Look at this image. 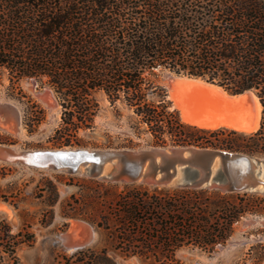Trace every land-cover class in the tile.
Instances as JSON below:
<instances>
[{"label": "trees", "instance_id": "16d2710c", "mask_svg": "<svg viewBox=\"0 0 264 264\" xmlns=\"http://www.w3.org/2000/svg\"><path fill=\"white\" fill-rule=\"evenodd\" d=\"M166 70L230 93L252 90L261 105L258 128L246 133L183 121L162 81ZM4 76L8 87L32 77L52 88L61 135L94 126L101 94L117 116L126 112L128 131L147 132L153 145L264 155V0H0ZM29 102L24 123L32 132L44 110ZM262 202L264 196L247 193L133 187L118 194L99 225L109 228L113 219L114 248L149 264L172 260L182 246L213 251L242 216L264 212ZM253 249L260 264L264 241ZM64 258V264L99 258L115 264L106 249Z\"/></svg>", "mask_w": 264, "mask_h": 264}, {"label": "rangeland", "instance_id": "374dc122", "mask_svg": "<svg viewBox=\"0 0 264 264\" xmlns=\"http://www.w3.org/2000/svg\"><path fill=\"white\" fill-rule=\"evenodd\" d=\"M162 81L168 87L163 75ZM47 86L25 78L13 88L8 87L5 76L0 80V106L3 108L0 111L1 143H12L21 148L140 149L158 146L152 144L147 132L141 131L137 136L128 131L130 127L126 112L123 110L122 116H117L101 94H96L100 109L94 118V126L61 135V108L57 98L53 116H50L41 98V91ZM29 100L44 110V118L32 132H28V125L24 123V115L31 114ZM169 102L173 107L170 99ZM12 124L19 130L17 135L5 128H10ZM253 156L264 160L262 154ZM99 182L106 186L98 185ZM133 187L154 188L140 183L104 182L82 172L70 173L0 162V264H64V257L81 250L99 252L103 249L113 257L115 264L120 261L125 264H147L137 256L126 257L114 248L113 219L109 228L99 225L103 216L111 212L118 194ZM235 193L264 196L256 191ZM260 204L264 207V202ZM72 221L89 229L87 235L74 237L76 240L80 237L86 240V236L96 232L92 244L86 243L77 250H64L60 240L70 229ZM263 241L264 212H248L234 224V232L228 240L217 244L213 251L193 245L182 246L176 250L172 260L164 259L159 263L152 258L149 264H254L253 246ZM96 264L106 263L99 258ZM260 264H264V260Z\"/></svg>", "mask_w": 264, "mask_h": 264}, {"label": "water", "instance_id": "95a60500", "mask_svg": "<svg viewBox=\"0 0 264 264\" xmlns=\"http://www.w3.org/2000/svg\"><path fill=\"white\" fill-rule=\"evenodd\" d=\"M163 76L168 87L176 84V76H183L200 79L220 88L217 90L218 93L225 92L229 96L244 93L257 96L252 90L230 93L202 77L177 74L168 70ZM29 79L35 80L32 77ZM192 85L196 90L206 94L213 92L208 86H201L198 83ZM41 98L49 107H55L57 104L56 96L50 86L41 91ZM244 101L250 102L249 97ZM2 110L0 106V111ZM0 161L70 173L82 172L90 178L110 183L209 189L221 193L256 191L264 195V160L242 152L210 147L170 145L140 149L21 148L12 143L0 142ZM83 246L75 245L72 250ZM119 264L125 263L120 261Z\"/></svg>", "mask_w": 264, "mask_h": 264}, {"label": "bare ground", "instance_id": "6f19581e", "mask_svg": "<svg viewBox=\"0 0 264 264\" xmlns=\"http://www.w3.org/2000/svg\"><path fill=\"white\" fill-rule=\"evenodd\" d=\"M194 83L208 86L213 92L206 94L196 90L192 85ZM219 89L200 79L176 76V84L169 87L168 97L172 100L173 108L179 111L181 119L187 123L206 128L225 126L246 133L256 130L259 126L261 112L258 97L251 93L229 96L225 92L218 93ZM246 97H249L250 102L244 101ZM43 103L50 116H53L56 108L49 107L46 102ZM5 128L16 135L19 133L13 124L10 128L7 126ZM88 230L85 225L72 221L70 229L60 240L64 250H72L75 245L92 244L96 237L95 231L90 236H86V240H82V237L77 240L74 238L87 235Z\"/></svg>", "mask_w": 264, "mask_h": 264}]
</instances>
